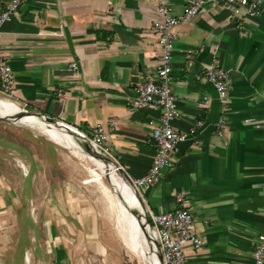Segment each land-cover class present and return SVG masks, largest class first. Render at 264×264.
Instances as JSON below:
<instances>
[{
  "label": "crops",
  "instance_id": "obj_1",
  "mask_svg": "<svg viewBox=\"0 0 264 264\" xmlns=\"http://www.w3.org/2000/svg\"><path fill=\"white\" fill-rule=\"evenodd\" d=\"M167 1L177 14L191 0ZM7 2L0 0V8ZM159 18L155 0H25L0 28V55L14 76L11 99L81 131L99 123L114 161L130 178L143 175L159 112L129 107L144 73L158 64L149 27ZM175 33L170 76L178 115L172 127L185 132L195 120L202 125L193 139L176 144L174 165L137 190L153 212L173 209L176 192L187 195L202 240L197 251H185L189 264H252L250 252L264 225V0L253 19L205 6ZM70 60L79 65L76 78ZM211 63L229 77L221 136L214 125L221 104L203 77ZM203 95L209 97L204 108ZM5 193L0 189V264H12Z\"/></svg>",
  "mask_w": 264,
  "mask_h": 264
},
{
  "label": "rangeland",
  "instance_id": "obj_2",
  "mask_svg": "<svg viewBox=\"0 0 264 264\" xmlns=\"http://www.w3.org/2000/svg\"><path fill=\"white\" fill-rule=\"evenodd\" d=\"M97 177L111 187L109 178L82 151L61 147L27 125L0 121L7 260L12 264H140L116 234L114 210L94 183Z\"/></svg>",
  "mask_w": 264,
  "mask_h": 264
},
{
  "label": "built area",
  "instance_id": "obj_3",
  "mask_svg": "<svg viewBox=\"0 0 264 264\" xmlns=\"http://www.w3.org/2000/svg\"><path fill=\"white\" fill-rule=\"evenodd\" d=\"M24 1L8 0L7 4L0 8V28L3 23L11 19ZM205 6H220L229 12L240 11L246 18L253 19L260 15L262 0H191L177 14L172 13L167 0H155V8L160 18L150 25L149 30L159 48L158 64L151 71L144 73L142 80L135 87V96L129 107L131 111L157 109L159 112L156 126L150 131L153 153L149 168L141 176L129 177L136 190L141 186L150 185L159 178L163 170L170 169L174 165L171 154L176 144L193 139L202 125L201 120H195L185 132H178L172 127V121L178 115V110L176 98L172 93L170 71L177 38L176 26L192 21ZM183 53L184 57L191 58V50L187 49ZM67 68L73 77L79 76V65L76 60H70ZM203 77L211 85L217 101L221 104V115L214 124L216 135L221 136L227 126L225 102L228 99V73L216 63H211L206 66ZM13 87L14 76L9 61L5 56L0 55V98L27 110L26 104L11 99ZM56 95L64 97L61 92H56ZM208 104L209 97L203 95L200 106L204 108ZM111 125L112 123H109V126ZM76 130L98 150L113 159L103 143L105 134L99 123L88 131ZM173 199L176 206L171 210L153 212L144 208V212L158 246L162 264H189L185 251H197L202 246V240L194 231L187 195L181 191L176 192ZM250 257L252 264H264V225L256 234Z\"/></svg>",
  "mask_w": 264,
  "mask_h": 264
},
{
  "label": "bare ground",
  "instance_id": "obj_4",
  "mask_svg": "<svg viewBox=\"0 0 264 264\" xmlns=\"http://www.w3.org/2000/svg\"><path fill=\"white\" fill-rule=\"evenodd\" d=\"M19 111V107L12 102L0 98V115L11 116ZM22 125L43 132L50 136L52 141L61 147L69 148L72 152L77 150L94 164L100 173L109 178L108 187L98 177L94 183L97 184L100 193L106 198L109 207L114 210V229L122 246L134 256L140 264H158L151 250V245L145 231L141 228L136 211H140L136 193L126 180L125 174L121 169L114 166L110 161L97 155L89 145L79 147L70 134L60 131L51 125H45L30 114H25L20 121ZM109 170V171H108ZM26 261L28 256L25 255ZM25 259V258H24Z\"/></svg>",
  "mask_w": 264,
  "mask_h": 264
},
{
  "label": "water",
  "instance_id": "obj_5",
  "mask_svg": "<svg viewBox=\"0 0 264 264\" xmlns=\"http://www.w3.org/2000/svg\"><path fill=\"white\" fill-rule=\"evenodd\" d=\"M25 114H30L32 116H34L37 120H39L41 123L45 124V125H51L55 128H57L60 131H64L68 134H70L73 138H75L78 143L79 146L82 145V147L87 146L90 144V146L93 148L94 152L105 158L106 160L110 161L114 166H116L117 168L121 169V171L125 174L126 176V180L128 181V183L131 185V187L133 188V190L135 191V195L137 197L138 203H139V208L140 211L138 210V212L136 211V214L139 218V220L141 221V228L145 231L146 236L148 237V241L151 245V250L152 253L154 254L156 261L158 264H162L161 261V256H160V252L158 249V246L155 242V239L153 237V234L150 230V227L148 225L146 216H145V212H144V206L142 203V200L140 198V195L138 193V191L134 188V186L132 185L129 177L127 176V174L122 170V168L113 160L111 159L109 156L105 155L104 153H102L100 150H98L93 144H91L85 137H83L76 129H74L73 127L64 124L63 122L57 121L54 118H51L43 113L40 112H33V111H29V110H24L22 108H19V111L9 117L7 116H1L0 115V121L1 122H7V121H12L15 122L16 124H20L21 122V118L25 115ZM22 125V124H21ZM81 143V145H80Z\"/></svg>",
  "mask_w": 264,
  "mask_h": 264
}]
</instances>
